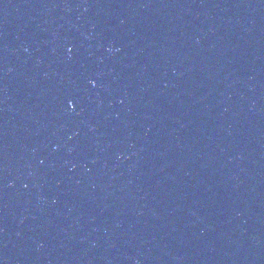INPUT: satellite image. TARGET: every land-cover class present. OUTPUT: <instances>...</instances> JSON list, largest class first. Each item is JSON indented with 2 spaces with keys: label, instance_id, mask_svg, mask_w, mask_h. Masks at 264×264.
<instances>
[{
  "label": "water",
  "instance_id": "water-1",
  "mask_svg": "<svg viewBox=\"0 0 264 264\" xmlns=\"http://www.w3.org/2000/svg\"><path fill=\"white\" fill-rule=\"evenodd\" d=\"M0 264H264V0H0Z\"/></svg>",
  "mask_w": 264,
  "mask_h": 264
},
{
  "label": "snow or ice",
  "instance_id": "snow-or-ice-1",
  "mask_svg": "<svg viewBox=\"0 0 264 264\" xmlns=\"http://www.w3.org/2000/svg\"><path fill=\"white\" fill-rule=\"evenodd\" d=\"M69 105L70 106H74L72 101H69Z\"/></svg>",
  "mask_w": 264,
  "mask_h": 264
}]
</instances>
